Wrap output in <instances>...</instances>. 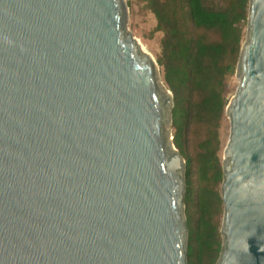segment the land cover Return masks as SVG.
Returning <instances> with one entry per match:
<instances>
[{"label":"water","instance_id":"1","mask_svg":"<svg viewBox=\"0 0 264 264\" xmlns=\"http://www.w3.org/2000/svg\"><path fill=\"white\" fill-rule=\"evenodd\" d=\"M128 19L127 0H0V264H188L173 92ZM235 75L216 264H264V0Z\"/></svg>","mask_w":264,"mask_h":264},{"label":"trees","instance_id":"2","mask_svg":"<svg viewBox=\"0 0 264 264\" xmlns=\"http://www.w3.org/2000/svg\"><path fill=\"white\" fill-rule=\"evenodd\" d=\"M163 31L157 62L173 92V140L186 160L188 264H216L224 203L221 125L249 0H144Z\"/></svg>","mask_w":264,"mask_h":264},{"label":"rangeland","instance_id":"3","mask_svg":"<svg viewBox=\"0 0 264 264\" xmlns=\"http://www.w3.org/2000/svg\"><path fill=\"white\" fill-rule=\"evenodd\" d=\"M127 2L129 4L128 28L133 33V35L139 39L143 47L148 52H150L155 58H157V55L160 51L163 31L158 30L156 27L157 19L154 12L150 9L147 2L144 0H127ZM160 74H161V80H163V82L166 83L162 76L161 70H160ZM238 84H239V80L235 74L229 78V86L227 93L230 96H232L236 92L238 88ZM174 132H175V128L173 125V116H172V120L168 122V136L172 137L174 135ZM229 134H230V119L226 114L221 125V135L223 139L226 140L225 143H227ZM221 219L223 221V214L221 216Z\"/></svg>","mask_w":264,"mask_h":264},{"label":"bare ground","instance_id":"4","mask_svg":"<svg viewBox=\"0 0 264 264\" xmlns=\"http://www.w3.org/2000/svg\"><path fill=\"white\" fill-rule=\"evenodd\" d=\"M142 45V44H141ZM142 47H143V45H142ZM145 52H148L144 47L142 48ZM159 81V84H160V86H161V89H162V91H163V94H164V96H168V92H167V90H166V88L164 87V85L162 84V82L160 81V80H158ZM166 108H167V112L170 110V105H166Z\"/></svg>","mask_w":264,"mask_h":264}]
</instances>
